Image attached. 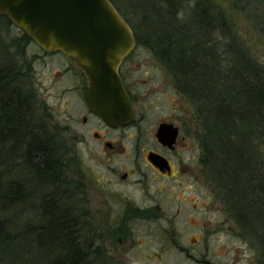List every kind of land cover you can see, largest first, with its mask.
<instances>
[{
    "label": "trees",
    "instance_id": "trees-1",
    "mask_svg": "<svg viewBox=\"0 0 264 264\" xmlns=\"http://www.w3.org/2000/svg\"><path fill=\"white\" fill-rule=\"evenodd\" d=\"M110 1L137 47L162 60L196 107L209 176L264 262V65L210 1L130 0L126 10L125 0ZM187 2L193 10L186 23L180 13ZM129 9L141 20L126 17ZM0 20L13 25L1 13ZM9 50L0 38V264H106L100 247L72 224L71 161L38 118L29 74ZM24 207L39 217L37 226L23 225Z\"/></svg>",
    "mask_w": 264,
    "mask_h": 264
},
{
    "label": "rangeland",
    "instance_id": "rangeland-1",
    "mask_svg": "<svg viewBox=\"0 0 264 264\" xmlns=\"http://www.w3.org/2000/svg\"><path fill=\"white\" fill-rule=\"evenodd\" d=\"M207 1L227 13L239 43L264 65V0ZM125 2L120 1V5L126 10L130 0ZM192 4H182L180 17L186 23L190 22ZM138 14L129 9L126 17L132 22L139 21L141 15ZM0 35L17 60V65L20 64L29 74L28 85L35 98L38 118L59 152L71 161L70 179L73 181L74 177L79 184L78 197L73 183L70 184L72 224L76 229L85 230V241L93 249L100 247L108 258L106 264H192L185 251L177 247L168 249L172 240L183 244L182 248L185 249L191 244H198L196 248L201 246L202 252L216 264H264L255 243L242 235L235 216L223 202L217 184L209 176L203 149L207 137H203L205 132L198 120L196 107L178 92L173 74L153 51L144 44L136 47L125 68L139 93L135 105L137 123L125 130V147H150L152 132L157 131L164 119L169 120L180 129L179 145L189 149V153L181 154L182 157L189 161L193 173L199 175L195 180H202L203 183L199 194L195 180H190V205L183 217L174 219L169 216L168 223L158 221L157 229L151 232L144 226L153 221L146 222L137 235H125L124 240L119 242L117 236H110L105 229L109 220L104 213L107 207L104 196L108 191L119 188L116 184L110 187L108 181L115 180L114 170H119L128 159H118L110 152L103 157L94 135L85 132L81 122H78L84 109L80 94L83 86L80 85H88L87 81L74 61L60 54L44 53L33 41L23 38L20 28L0 20ZM18 69L23 71L22 68ZM132 133L136 136L128 139ZM104 189L105 195L101 192ZM128 191L132 192V188H128ZM193 206L202 207V213L193 211ZM21 210L24 226L27 223L38 225L39 217H34L26 207ZM168 224L176 228V233L165 231L164 225L167 227ZM181 225L187 228L182 229Z\"/></svg>",
    "mask_w": 264,
    "mask_h": 264
},
{
    "label": "flooded vegetation",
    "instance_id": "flooded-vegetation-1",
    "mask_svg": "<svg viewBox=\"0 0 264 264\" xmlns=\"http://www.w3.org/2000/svg\"><path fill=\"white\" fill-rule=\"evenodd\" d=\"M43 52L46 54L52 53ZM133 52L123 60L120 67V75L136 112L135 105L138 103L139 93L133 87V79H131V76L126 72V67L132 59ZM52 54L63 55L77 64L74 58L68 57L62 54V52ZM77 66L80 69L83 79L88 83V85H80L83 86L81 87L80 94L84 109L82 112L83 116H79L78 122H81V126L85 129V132L89 135H94L95 140L101 146L99 153H101L102 156L110 152L111 155L116 156L118 159L122 157L128 159L127 163L122 165L119 170L115 171L114 168L112 169L114 170L113 174L115 180L108 181L110 187L116 184L119 188L108 191L107 195L104 196L107 204L104 213L106 214L107 220H109L105 228L106 231L110 232V236H117L118 241L121 242L124 240L123 236L126 237L125 235H137L138 231L141 230V226L146 222L153 221V223L144 226V229H149V232H151L157 229L158 221L168 223L169 216L174 219L183 217L189 208L188 205H190L189 182L191 179L195 180L198 178L199 175H195L197 172L193 173V167L190 165L189 161L186 162V159L181 155L182 153H189V149L184 145H179V127L165 119L158 127L159 129L161 125H168L172 131L177 129V137L172 145L163 144L159 140L157 137V129L156 132L153 131L151 134L152 141H150V147H125V130L136 125L137 112L135 120L131 124L118 128L109 127L103 120L94 114L89 106L87 100L89 82L83 70L78 64ZM132 136H136V134L132 133L128 135V139L132 138ZM75 182L73 177L72 183L75 188V195L78 197L79 184L76 182L77 184L75 185ZM202 183V180H195L199 194H201L200 189ZM128 188H132V192H129ZM105 191L104 189L101 192L105 195ZM162 198L165 199L164 202L161 201ZM165 204L167 205L165 206ZM192 209L200 214L203 208L200 206H193ZM199 226L200 224H198V227ZM180 227L182 229L187 228L184 227V225ZM164 229L165 231L169 232L172 230L171 233H176V228L173 225L169 226L168 224L167 227L164 225ZM102 233L105 234V231H102ZM108 246H110L109 243ZM130 246L133 247V245ZM182 246L183 244L172 240V244L168 245V249L177 247L185 251L189 260L192 261V264H216L213 259L207 257L202 252L201 246L196 248L198 244H191L190 247L188 246L186 249L182 248ZM107 250L109 252V247H107ZM103 256L107 263L108 258L104 252Z\"/></svg>",
    "mask_w": 264,
    "mask_h": 264
},
{
    "label": "water",
    "instance_id": "water-1",
    "mask_svg": "<svg viewBox=\"0 0 264 264\" xmlns=\"http://www.w3.org/2000/svg\"><path fill=\"white\" fill-rule=\"evenodd\" d=\"M9 17L40 49L75 59L88 82V104L109 127L131 124L136 112L120 67L136 47L135 35L110 0H0ZM157 137L172 145L177 137L161 125Z\"/></svg>",
    "mask_w": 264,
    "mask_h": 264
}]
</instances>
